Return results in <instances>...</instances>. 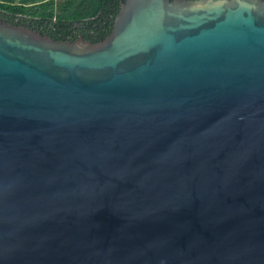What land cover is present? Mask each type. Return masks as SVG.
<instances>
[{"label":"water","instance_id":"1","mask_svg":"<svg viewBox=\"0 0 264 264\" xmlns=\"http://www.w3.org/2000/svg\"><path fill=\"white\" fill-rule=\"evenodd\" d=\"M0 264H264V0L0 19Z\"/></svg>","mask_w":264,"mask_h":264},{"label":"trees","instance_id":"2","mask_svg":"<svg viewBox=\"0 0 264 264\" xmlns=\"http://www.w3.org/2000/svg\"><path fill=\"white\" fill-rule=\"evenodd\" d=\"M35 0H0V16L9 23L20 25L15 19L26 16L34 20L30 27L49 33L57 40H75L78 34L98 43L113 29L123 0H47L28 5ZM62 33L71 39H61Z\"/></svg>","mask_w":264,"mask_h":264},{"label":"flooded vegetation","instance_id":"3","mask_svg":"<svg viewBox=\"0 0 264 264\" xmlns=\"http://www.w3.org/2000/svg\"><path fill=\"white\" fill-rule=\"evenodd\" d=\"M44 1H47V0H35V1H33V2H31V3H28V5H35V4H40V3H42V2H44ZM0 19H2L1 18V16H0ZM2 20H4V19H2ZM16 20V22L17 23H22V24H20V25H22V26H26V27H28V28H31V29H34V30H37L36 28H33V27H30V25H32L33 24V21L32 20H30L28 17H24L23 18V20L22 19H20V18H17V19H15ZM37 31H39V30H37ZM39 32H41V31H39ZM42 33V32H41ZM42 34H44V33H42ZM46 35H49L50 37H52L49 33H45ZM61 39H71L72 38V36L71 35H65V34H62V33H60L59 35H58ZM85 38L86 39V37L84 36V34H78L74 39L75 40H77L78 38ZM53 38V37H52ZM55 39V38H54ZM57 40V39H56ZM87 40H88V38H87ZM92 41V40H91Z\"/></svg>","mask_w":264,"mask_h":264}]
</instances>
